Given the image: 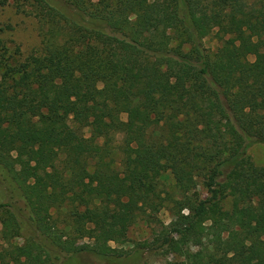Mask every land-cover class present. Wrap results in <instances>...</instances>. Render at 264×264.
I'll return each mask as SVG.
<instances>
[{"label": "trees", "instance_id": "obj_1", "mask_svg": "<svg viewBox=\"0 0 264 264\" xmlns=\"http://www.w3.org/2000/svg\"><path fill=\"white\" fill-rule=\"evenodd\" d=\"M29 6L40 53L18 60L0 41V264H124L144 251L264 264V167L248 154L264 143V0ZM165 173L183 199L161 195ZM166 200L173 219L151 241L110 246Z\"/></svg>", "mask_w": 264, "mask_h": 264}, {"label": "rangeland", "instance_id": "obj_2", "mask_svg": "<svg viewBox=\"0 0 264 264\" xmlns=\"http://www.w3.org/2000/svg\"><path fill=\"white\" fill-rule=\"evenodd\" d=\"M29 3L30 0H8L5 6H0V41L5 44L8 54H15V58L18 60H23L32 53H40L41 49L42 39L39 24L36 17L30 13L32 8H30ZM221 44L222 41L215 36V33L208 35L203 40V45L210 54H213ZM253 59L254 57L252 56L248 57L249 61H253ZM121 118L124 120L125 115H122ZM248 154L254 165L264 167V143L253 145L248 150ZM159 189L163 197H167L168 194L169 198L174 200L183 199L181 192L176 189L174 180L169 173H165L160 178ZM196 193L201 199L206 196V191L201 185L197 187ZM172 205V202L166 200L153 221L145 218L138 219L129 228L124 244L110 243V246L121 249L125 254H130L138 247V244L144 241H151L156 232H158L160 225H168L172 221ZM229 207V201H227L225 209ZM184 212L187 213L186 210ZM51 213L55 215L54 210H51ZM82 242L88 241L84 240ZM14 243L22 244V240L15 239ZM173 260H175V256L172 254H164L162 252L153 254L146 251L138 259L131 256L123 259L125 261L124 264H166ZM80 261L85 264H100L98 258L94 256H88Z\"/></svg>", "mask_w": 264, "mask_h": 264}]
</instances>
